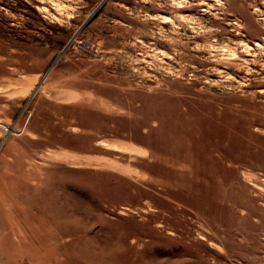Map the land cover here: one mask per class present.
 <instances>
[{
    "label": "rangeland",
    "instance_id": "374dc122",
    "mask_svg": "<svg viewBox=\"0 0 264 264\" xmlns=\"http://www.w3.org/2000/svg\"><path fill=\"white\" fill-rule=\"evenodd\" d=\"M0 177L2 264H264V0H0Z\"/></svg>",
    "mask_w": 264,
    "mask_h": 264
},
{
    "label": "crops",
    "instance_id": "0c3cea01",
    "mask_svg": "<svg viewBox=\"0 0 264 264\" xmlns=\"http://www.w3.org/2000/svg\"><path fill=\"white\" fill-rule=\"evenodd\" d=\"M27 198V197H26ZM28 199V198H27ZM28 215H31V212H28ZM24 230L21 228H17L15 229V233H14V242L15 244H19V243H24L27 244L30 248H32L33 243L32 240L28 241L27 238H23L22 236H24ZM2 239L4 243H7L8 240H12L11 236L8 235L7 233L4 234V236L2 237V177H0V264H2ZM24 241H26L27 243H25ZM29 242L31 243V245H29ZM46 246L48 245L47 243H45ZM53 247L52 245H48L47 248H51Z\"/></svg>",
    "mask_w": 264,
    "mask_h": 264
}]
</instances>
